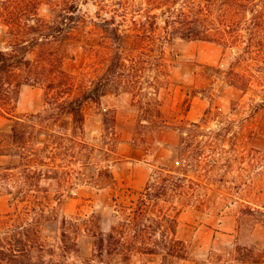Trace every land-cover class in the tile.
<instances>
[{
	"label": "rangeland",
	"instance_id": "1",
	"mask_svg": "<svg viewBox=\"0 0 264 264\" xmlns=\"http://www.w3.org/2000/svg\"><path fill=\"white\" fill-rule=\"evenodd\" d=\"M8 1L39 3L38 13L47 19L49 3H77L81 29L67 40L72 52L64 63L74 76V96L87 85L107 88L99 102L86 103L83 132L74 131L69 115L53 117L46 89L40 85H22L15 116H0L3 133L12 132L17 117L43 114L49 126L56 120L52 132L58 137L50 138L48 129L42 140L51 144L49 153L59 147L57 162L66 173L59 188L61 202L54 204L61 218L45 226L44 237L59 241L63 216L72 220L96 213L103 226L110 227L114 199L129 201L128 190L142 191L159 165L174 166L183 135L178 128L198 122L199 129L191 131L189 125L185 130L188 150L213 157L201 171L196 166L190 169L188 177L194 183L189 182V196L173 202L181 210L178 237L186 242L188 258L167 264L264 261V0H196L204 2L208 24L216 23L223 40L176 39L172 44L157 41L156 36L165 35V19L187 12L193 0L0 3ZM7 33L8 27L0 22V48L5 47ZM146 39L149 49L144 47ZM126 47L132 48L130 52ZM133 89L143 95L134 98ZM157 99L169 128L155 127L150 109L158 106ZM158 138L177 145L175 152ZM10 161V156H0V165ZM8 211L9 196L0 195V214ZM73 220L80 255L90 258L94 239L82 221ZM70 262L81 264V259L72 256ZM131 264L164 262L160 255L136 254Z\"/></svg>",
	"mask_w": 264,
	"mask_h": 264
},
{
	"label": "trees",
	"instance_id": "2",
	"mask_svg": "<svg viewBox=\"0 0 264 264\" xmlns=\"http://www.w3.org/2000/svg\"><path fill=\"white\" fill-rule=\"evenodd\" d=\"M191 3L187 12L164 20L165 35L156 36L157 41L172 44L176 39L223 40L216 23H211L212 27L208 24L204 2L193 0ZM48 5L49 19L39 15L40 4L36 2L0 3V22L8 27L5 47L0 48V116H15L22 85H40L46 89V103L56 114L53 117L58 120V117L69 115L74 131L83 132L86 103L90 100L99 102L107 88L87 85L80 87L78 95L74 96V76L65 69L64 63L72 52L67 40L81 29L80 9L74 2L55 1ZM147 39L144 47L149 49ZM126 49L130 52L132 48ZM32 52L36 53L35 58L31 57ZM149 56L145 55V59ZM127 59L137 63L135 59ZM242 80L246 81L245 77ZM128 83L132 86L134 82L129 80ZM135 90L130 91L134 98L143 95L140 89ZM150 110L156 117L157 129L169 128L160 104L153 105ZM15 120L11 133L0 131V156L11 157L8 164L0 165V195L9 196V211L0 214V264H72V256L81 259V264H131L136 254L160 255L164 264L188 258L186 242L178 237L181 210L173 202L189 196L192 188L189 182L194 183L188 177L190 169L196 166L201 171L203 164H209L213 157L203 155L202 150L194 153L188 150L189 137L184 136L185 130L190 128L189 125L191 131L199 129L201 123L186 122L178 128L183 135L174 166L159 165L142 191L128 190V196L132 197L129 201L119 203L117 198L114 199V222L110 227L105 228L102 216L96 213L73 218L82 221L86 233L94 239V254L84 259L80 255L78 225L75 227L73 219L62 217L61 235L56 244L43 235L48 223L61 218L54 204L61 202L59 188L66 172L61 171L63 166L57 162L59 147H53L49 153L51 144L42 140L48 129L51 130L50 138L58 137L52 132L56 120L51 126L43 114ZM162 142H167L164 147L174 152L178 147L166 140ZM107 173L114 179L111 171L107 170ZM166 205L170 206L166 208ZM249 213L255 215L256 211L249 209ZM244 259L258 262V258Z\"/></svg>",
	"mask_w": 264,
	"mask_h": 264
},
{
	"label": "crops",
	"instance_id": "3",
	"mask_svg": "<svg viewBox=\"0 0 264 264\" xmlns=\"http://www.w3.org/2000/svg\"><path fill=\"white\" fill-rule=\"evenodd\" d=\"M239 264H264V261H262L261 263H239Z\"/></svg>",
	"mask_w": 264,
	"mask_h": 264
}]
</instances>
